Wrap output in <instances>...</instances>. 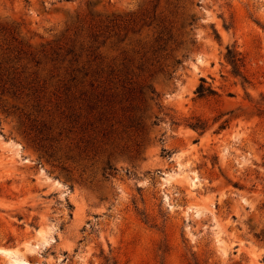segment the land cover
<instances>
[{
    "label": "rangeland",
    "instance_id": "obj_1",
    "mask_svg": "<svg viewBox=\"0 0 264 264\" xmlns=\"http://www.w3.org/2000/svg\"><path fill=\"white\" fill-rule=\"evenodd\" d=\"M0 249L264 264V0H0Z\"/></svg>",
    "mask_w": 264,
    "mask_h": 264
},
{
    "label": "trees",
    "instance_id": "obj_2",
    "mask_svg": "<svg viewBox=\"0 0 264 264\" xmlns=\"http://www.w3.org/2000/svg\"><path fill=\"white\" fill-rule=\"evenodd\" d=\"M228 61L230 62V64L233 67L234 74H237L238 75L239 70H240V67L243 66L242 59L241 58H238L236 54H233V52L231 50H228ZM203 82H204V80H203ZM206 92H208L210 94L213 93V91L211 89L205 88L203 85H201L198 88V90H197V93L199 94L200 97L204 96ZM192 127L194 129H196V130L197 129H201V130L204 129L203 124H200V122H198L197 124H195Z\"/></svg>",
    "mask_w": 264,
    "mask_h": 264
},
{
    "label": "bare ground",
    "instance_id": "obj_3",
    "mask_svg": "<svg viewBox=\"0 0 264 264\" xmlns=\"http://www.w3.org/2000/svg\"><path fill=\"white\" fill-rule=\"evenodd\" d=\"M184 179H185V181H187L189 184H190V186L191 187H195L196 186V184L197 183H195V180H193V179H190V177H189V175L187 174V175H185L184 176ZM196 180H198V178L196 179ZM191 208V207H190ZM189 208V209H190ZM193 212V211H192ZM219 236V235H218ZM218 243V242H217ZM221 246V245H220ZM222 248H223V246H222ZM16 249H14V251H15ZM32 250V249H31ZM226 251V250H225ZM17 253V252H16ZM16 253H13V251H11V250H4V249H0V255L1 254H4V255H6V256H9L10 257V259H11V262H10V264H25V262L27 263L28 262V259H27V257L26 256H24V257H22V258H16V257H11V255H16ZM3 256V255H2ZM29 263V262H28Z\"/></svg>",
    "mask_w": 264,
    "mask_h": 264
}]
</instances>
